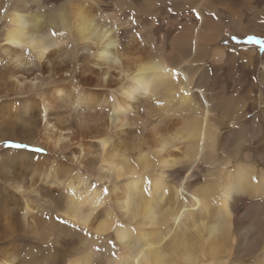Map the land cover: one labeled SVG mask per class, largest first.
<instances>
[{
	"label": "bare ground",
	"instance_id": "bare-ground-1",
	"mask_svg": "<svg viewBox=\"0 0 264 264\" xmlns=\"http://www.w3.org/2000/svg\"><path fill=\"white\" fill-rule=\"evenodd\" d=\"M78 1L47 10L29 0H0V92L20 99L24 120H12L17 109L5 111L9 102L1 103L0 139L19 134L18 141L33 143L0 152V264H264V217L242 228L234 211L248 193L264 196V172L254 186L250 164L229 170L227 160L185 195L201 148L213 146L204 89L198 91L205 107L196 113L193 76L185 71L201 60L205 34L183 39L190 47L185 58L183 50L174 60L154 53L137 62L114 21ZM71 79L117 94L101 92L98 99ZM139 104L158 107L147 113L156 118L146 131L150 149L128 139ZM41 151L61 158L68 151L71 173ZM19 234L53 258L20 253Z\"/></svg>",
	"mask_w": 264,
	"mask_h": 264
},
{
	"label": "rangeland",
	"instance_id": "rangeland-1",
	"mask_svg": "<svg viewBox=\"0 0 264 264\" xmlns=\"http://www.w3.org/2000/svg\"><path fill=\"white\" fill-rule=\"evenodd\" d=\"M29 1L33 7L41 8L39 6L41 4L49 10L55 6L60 7L68 0ZM80 1L84 6H89L86 8L88 12L91 10L89 13H96L95 15L108 17L114 21L111 23L107 19L114 27L116 26L123 48H126V51L137 62L153 57L154 53L155 55L158 54L157 56L163 54L164 56H162L166 59L172 58L175 54L171 59L174 60V57L178 53H182L183 50V54H179V56L185 58L190 47L186 48L183 39H191V43L196 34H205V37L200 35L203 37L197 47L204 53L201 60H194L195 63H191L189 65L191 67H186L185 71L187 75L193 76L194 81L190 87L192 94L195 95L194 102L199 106L196 113L204 110V99L198 91V89H204L205 104L209 105L208 119L213 146L207 148L205 145V150L201 148L198 158L193 163L192 187L185 195L189 196L196 185L205 183V175L213 169L214 165H221L227 160H230V164L227 165L229 170L236 168L239 163L250 164L253 169L250 173L251 178L256 184L254 186H257L260 182L261 173L264 172V0H189L192 6L185 3V0H174V2H172L173 0H79L78 2ZM206 34L211 38H207ZM175 43L179 45V52L176 50ZM221 53L222 55L219 57ZM76 62L80 64L81 68L83 67L80 59H77ZM76 65L71 64L70 70H73L72 67L75 69ZM199 66L201 67L197 68ZM2 67L0 65V76L4 74ZM3 77L0 80H3ZM70 82L75 84L78 83V80L71 79ZM78 84L82 86L80 89H87L86 91L95 93L98 99H100L101 92H107V95L108 93L110 95L117 94L97 88V84L91 86L88 84H83V86L80 82ZM61 85L64 86L63 83ZM49 86L45 87V91L50 90ZM13 94V92H9L8 96H5L3 90L0 92V111H2L1 103L9 102L5 111L11 108L17 109L16 114L18 115L16 117L14 112H12L13 115L9 113L11 119L24 121L19 114L21 113V101ZM23 97H31L29 99L33 100L34 95L27 94ZM143 106V104H139L137 114L134 115V123L136 124L132 127V133L128 134V139H135L136 144L141 141L145 148L149 147L150 149L153 147V141L147 136L146 131L154 125L156 118L152 117L151 120L148 111L156 112L158 107L153 105L149 109ZM64 116V120L67 121ZM147 119L151 122H148ZM180 121H182L181 117L167 120L166 123H180ZM21 123L18 121V124ZM142 126L145 127L144 131ZM14 131L17 132V129ZM12 137L5 140L0 139V152L17 148L26 150L30 144H33L23 140L18 141L19 134ZM31 137L32 135L30 139ZM91 147L95 148L90 144V150ZM94 151L97 149H93V153H95ZM42 153L41 151L37 154L45 156L49 162L59 158L57 161H60L59 165L64 173L69 171L71 173V169L74 168L73 166L70 167L71 162L68 160L70 153L68 151L65 152L64 158L53 155L50 151ZM211 159L218 163L213 164ZM81 172L88 175L87 169L81 170ZM90 179L91 181L94 180L93 177ZM0 186H5V184L0 182ZM239 199L236 201V209L234 210L236 211L237 227H246L254 218L264 217V196H258L254 192V194L248 193ZM261 221L264 223V220ZM19 232L21 233V230ZM16 237L14 242L16 245L19 244L16 247H19L18 251L23 255L31 250L37 259L46 257L50 253H52L53 258L52 250L38 246L26 234H19ZM259 242L260 245L263 244V240L260 239Z\"/></svg>",
	"mask_w": 264,
	"mask_h": 264
}]
</instances>
